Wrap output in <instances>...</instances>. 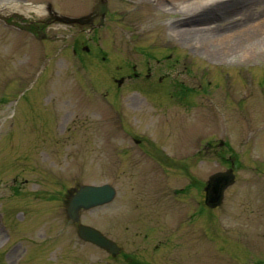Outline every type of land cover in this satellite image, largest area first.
Wrapping results in <instances>:
<instances>
[{
  "label": "rangeland",
  "instance_id": "rangeland-1",
  "mask_svg": "<svg viewBox=\"0 0 264 264\" xmlns=\"http://www.w3.org/2000/svg\"><path fill=\"white\" fill-rule=\"evenodd\" d=\"M96 2L0 0V264H264V4L108 0L94 33L55 22L39 40L22 28L46 5L80 18ZM248 33L256 44L236 47ZM126 64L149 71L150 87L117 97L108 69ZM230 159L235 184L209 211L201 187ZM104 184L114 202L80 224L116 243L115 258L64 211V193Z\"/></svg>",
  "mask_w": 264,
  "mask_h": 264
},
{
  "label": "water",
  "instance_id": "water-1",
  "mask_svg": "<svg viewBox=\"0 0 264 264\" xmlns=\"http://www.w3.org/2000/svg\"><path fill=\"white\" fill-rule=\"evenodd\" d=\"M95 12L102 24L107 13V0H98ZM90 18L63 19L68 24H87ZM235 183L232 169L211 175L207 179L205 187L204 204L209 210H215L222 206L226 190ZM115 198V190L109 185L81 186L70 198L66 208V214L70 223L78 225L80 212L89 211L110 204ZM77 235L85 243L94 245L109 253L112 257L119 254V248L97 230L84 226H77Z\"/></svg>",
  "mask_w": 264,
  "mask_h": 264
},
{
  "label": "flooded vegetation",
  "instance_id": "flooded-vegetation-1",
  "mask_svg": "<svg viewBox=\"0 0 264 264\" xmlns=\"http://www.w3.org/2000/svg\"><path fill=\"white\" fill-rule=\"evenodd\" d=\"M42 15H44V19L35 20V21L28 20V22H25V23L22 24V28L25 29V30H27V31H29L30 35L32 37H36L37 39L39 37H41V36H43L44 39H45L46 38V36L44 34L45 29L48 28L50 25H52L53 23L57 22L60 19V17L58 16L59 14L57 12L53 11V9H52V7L50 5L44 6ZM87 15H92L91 16L92 18H91V20H90V22H89L88 25H84V26L75 25L74 27L77 26V27H79V28H81L83 30L85 28H89L92 31V33H94L95 31L98 30L97 26L99 24V20L96 17V14L93 12V10L90 13H88ZM107 16H108V14L106 15V18H105V21H104L103 26L108 21ZM15 18H17V17H15ZM71 48L74 49V46H72ZM95 48H97V50L100 51L99 47H96L95 46ZM83 51L85 52V54L88 53V49L87 48H84ZM74 54H76L77 56H79V54H81V53H79L77 50H74ZM105 60L106 59L103 57L102 61L104 63H105ZM166 62H168V63L172 62L170 60V57H166ZM126 66L127 67L124 68V69H123V67H120V66L112 67L113 70H111V68L108 69V73L109 74L110 73L112 74V75H110V82H111L112 85H115L116 88H117V93L115 92V94H116L117 97L121 96V93L119 92V90L121 88H123L125 85H127L128 83H131V82H133L134 84L135 83H144V85L146 87L147 86L150 87L149 84H148V82H147L151 78L150 75H149V71H146V73L144 75H142V73L140 71L139 72L136 71L135 65L129 66L128 64H126ZM113 73L116 74V75L118 74V75L115 76ZM119 80H121V83L118 84ZM160 81H161V79H159V82ZM138 85H143V84H138ZM180 86L183 87L184 89L188 90L187 86H183L181 84H180ZM127 87H129V85ZM129 106H130L129 108L131 110L136 111L137 108L134 106L133 103H131ZM121 119L123 120V118H121ZM128 136H130V137L133 138V134L131 135V133H129V132H128ZM133 142L136 145V148L139 151V153H141L144 157H147L148 159L152 160L153 162H156V163L159 164L160 160L158 161V159H161V156L158 157L157 153H155L153 151L152 147L148 151H146L145 150L146 148L144 147L145 146V142H144L143 139H134ZM221 147H224V145L222 143L219 145V148H221ZM150 150H152V151L150 152ZM160 153H162V151H160ZM188 159H189V157H185V159L180 160V162H183V161L188 160ZM160 168H164V167L162 166ZM184 169H185V167H184ZM163 170L165 171L166 169L164 168ZM201 189L203 191L204 190V186L201 187ZM63 198H65V200L63 201L65 203V201H66L65 193L63 195ZM64 211H65V207H64ZM159 246L158 245L155 246L154 249L155 250H158ZM117 247L119 248L118 245H117ZM121 255H122V250L120 249V253H119L118 256H121ZM146 258H148V257H146Z\"/></svg>",
  "mask_w": 264,
  "mask_h": 264
},
{
  "label": "bare ground",
  "instance_id": "bare-ground-1",
  "mask_svg": "<svg viewBox=\"0 0 264 264\" xmlns=\"http://www.w3.org/2000/svg\"><path fill=\"white\" fill-rule=\"evenodd\" d=\"M248 1H250L249 4H251V3H254V4L257 3V4H259V5H260V4H261V5L264 4V0H248ZM161 2H162V1H160L159 4H160ZM218 3H219V2H218ZM249 4H248V5H249ZM214 5H217V4H214ZM188 7H189V6H188ZM190 7H191V6H190ZM215 9H216V10H219L220 13L226 11V10L222 11V10L220 9L219 6H216ZM15 10H16V9H15ZM36 13L41 14L40 11H36ZM224 13H225V12H224ZM224 13H223V14H224ZM226 13H227V12H226ZM223 16H224V15H223ZM227 17H228V15H226L224 19H226ZM246 33H247V32H246ZM246 33H244V35H245ZM190 34H191V33H190ZM183 35L190 36V35H189V32L184 33ZM192 35H193V37H198V38H200V39L206 41L210 47L212 46V47L222 48V47H226V44H225V43H228V41H226V40L223 41V40H221L220 38L218 39L217 37L212 36V34H210V33H204V32H200V31H198V32L193 33ZM251 35H252V34L248 33L247 36L239 37L240 40L237 41L238 44L236 45V47L241 48V49H245V48H247V47H252L253 44H256V42L252 40L253 37H252L251 39L247 38V37H251ZM241 36H242V35H241ZM258 39H259V38H258Z\"/></svg>",
  "mask_w": 264,
  "mask_h": 264
}]
</instances>
